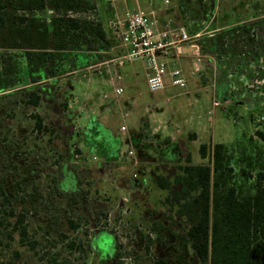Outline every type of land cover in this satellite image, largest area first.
<instances>
[{
    "label": "rangeland",
    "instance_id": "rangeland-1",
    "mask_svg": "<svg viewBox=\"0 0 264 264\" xmlns=\"http://www.w3.org/2000/svg\"><path fill=\"white\" fill-rule=\"evenodd\" d=\"M174 2L181 24L201 34L197 43L206 60L202 70H189L187 84L193 91L203 88L184 94L180 104L163 91H149L144 82L128 84L116 102L110 77L117 60L104 62L126 53L111 35L114 26L108 27L115 15L132 8L124 0H93L95 9L70 13L99 20L108 49L117 46L113 52L85 39L92 49L72 50L66 73L39 77L42 100L37 106L23 103L18 92L9 93L21 87L0 92V174L13 195L9 220L14 223L24 213L29 236L37 239L31 250L19 242L12 225L6 224L7 230L0 226V264H197L185 240L186 227L166 202L169 191L154 176L168 175L173 181L187 156L193 164L209 163L201 157L202 144H226L242 194L254 191L264 171V142L256 135L264 131V0L164 4ZM39 13L50 19L58 12L49 6ZM21 53L0 49V58L15 61ZM128 62L144 78L143 64ZM173 105L179 114L171 119L164 111ZM153 111L161 121L150 120ZM35 115L43 118L47 131L35 129ZM164 120H173L169 131L177 134L175 141L153 132ZM249 156L256 161L251 167ZM241 167L247 170L244 177Z\"/></svg>",
    "mask_w": 264,
    "mask_h": 264
},
{
    "label": "trees",
    "instance_id": "trees-1",
    "mask_svg": "<svg viewBox=\"0 0 264 264\" xmlns=\"http://www.w3.org/2000/svg\"><path fill=\"white\" fill-rule=\"evenodd\" d=\"M92 3L93 0H0V49L22 50L15 61L0 58V92L21 87L9 93L18 92L23 103L37 106L42 100L39 77L66 73L72 50L85 46L84 51L92 49L85 39L97 43L101 51L107 50L99 20L70 15L95 9ZM49 6L58 12L50 19L39 13ZM101 58L98 55L97 60ZM35 118L36 130L49 129L40 115ZM256 135L264 142V131L257 130ZM200 154L203 159L209 158V163L193 164L187 156L185 163L178 164L173 181L168 175L154 176L158 186L169 191L166 202L184 223L185 240L195 252L197 264H264V171L259 172L254 191L242 194L235 178L232 151L226 144H202ZM246 162L249 167L256 164L252 156ZM240 169L246 176L247 170ZM12 198L0 174V226L7 230L6 224L12 225L19 242L33 250L37 239L29 236L24 213H19L14 223L9 220ZM71 223L73 228L79 226L78 222ZM7 233L12 237L11 232ZM69 244L73 246L74 241ZM99 264L104 263L101 260Z\"/></svg>",
    "mask_w": 264,
    "mask_h": 264
},
{
    "label": "built area",
    "instance_id": "built-area-1",
    "mask_svg": "<svg viewBox=\"0 0 264 264\" xmlns=\"http://www.w3.org/2000/svg\"><path fill=\"white\" fill-rule=\"evenodd\" d=\"M169 1L165 0V3ZM200 36V33H190L184 25L174 26L170 21L162 25L155 13L142 9L126 10L118 28V37L127 49L123 58L143 64L146 83L151 92L163 91L168 85L175 88L187 87L188 79L184 69L180 66H170L171 53L177 60L189 55L193 70L198 72L203 69L206 60L197 43ZM186 48L191 49V52L187 54L184 51ZM121 80L120 74L110 77L116 102L121 101L125 93ZM213 104L217 106L219 101L214 100ZM127 115L128 112L123 113V116ZM120 130L125 133L127 126L122 125ZM128 154L135 158L136 165L138 162L134 149H130ZM148 170L150 168H146L143 173ZM138 174V171L134 172L133 177L137 178Z\"/></svg>",
    "mask_w": 264,
    "mask_h": 264
},
{
    "label": "crops",
    "instance_id": "crops-1",
    "mask_svg": "<svg viewBox=\"0 0 264 264\" xmlns=\"http://www.w3.org/2000/svg\"><path fill=\"white\" fill-rule=\"evenodd\" d=\"M124 2L126 4V6H127V4H129L132 6V8L126 7V9L124 11H122L121 15H119V16L115 15L114 19L112 21H109V23H108V27L111 28L112 26H114L113 29L111 30V35L117 39V41L119 42L118 47H122L124 52H126L127 49H126V47L123 46V44L121 43V41L118 37V28H119V21H121V19L123 18L124 12L128 9H142L148 13H155L162 25H164L168 21H170V23L174 26L175 25H184V24H181L182 19H181V16H178L177 11H176L177 9H172V8H177V6H178L177 2H174L173 5H170V6L164 4L165 0L164 1H162V0H129L128 1L129 3H126V1L124 0ZM111 4H113V2H111ZM235 23L236 22H232L229 25H232ZM184 26H186V25H184ZM116 47H111L107 50H103V52L111 53L114 51V49ZM184 51L188 54L191 52V49L186 48V49H184ZM170 55H171L170 58H172L170 66L171 67L172 66L182 67L185 71L186 77H187L188 82H189V80H190L189 79V76H190L189 70L193 69L189 55L182 57L180 60L174 59L175 55L173 53H171ZM122 56L110 58L107 61H105L104 63L115 62L117 60V65H115L116 63H114V66L112 68L113 69L112 75L113 74H120L122 76V80L120 83L124 87V91L127 88L128 84L130 86H134V85L138 86L139 84H141V82H144L145 84H147L145 76H144V78H141V76H143V75L140 72L139 68L134 69L131 66L132 63H129L128 61H122V60L118 61L120 58H122ZM128 76H129V79L130 78L132 79L131 83L126 81V78L128 79ZM201 88H203V87L200 86L199 89H195L193 91L192 89L190 90L188 88V85H187V91L179 92L178 91L179 89L168 85L167 88L165 90H163V95L168 96L167 97L168 100L170 99L171 101H174V102L176 101L175 103L180 104L181 98L183 97L184 94H189L190 92L191 93L197 92ZM169 108L170 109H168V110H166V108H165L164 112H167L171 119L175 118L179 114L178 113L179 109L174 105L172 107H169ZM148 111H150V110H148ZM148 117L150 118L151 121H156V120L161 121L162 120L160 115L154 111L151 112L150 114H148ZM168 121H165V120L162 121L163 125H158L157 127H154V128L152 127V130H154L153 132H156L158 134V136L161 138L165 137V136H170L171 140L175 141L177 134H170V131H169V128H170L173 120L170 121V123H168Z\"/></svg>",
    "mask_w": 264,
    "mask_h": 264
}]
</instances>
